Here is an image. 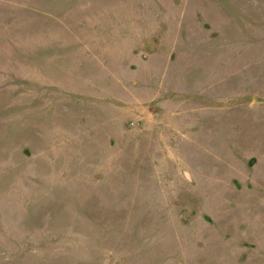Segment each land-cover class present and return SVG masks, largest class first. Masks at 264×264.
<instances>
[{"label":"rangeland","instance_id":"1","mask_svg":"<svg viewBox=\"0 0 264 264\" xmlns=\"http://www.w3.org/2000/svg\"><path fill=\"white\" fill-rule=\"evenodd\" d=\"M0 264H264V0H0Z\"/></svg>","mask_w":264,"mask_h":264}]
</instances>
